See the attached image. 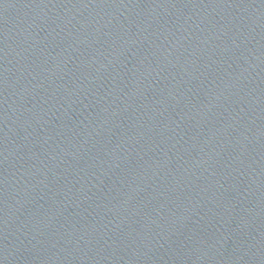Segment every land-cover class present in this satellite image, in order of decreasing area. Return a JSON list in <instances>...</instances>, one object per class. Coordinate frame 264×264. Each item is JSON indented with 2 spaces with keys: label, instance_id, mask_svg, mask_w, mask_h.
<instances>
[{
  "label": "water",
  "instance_id": "1",
  "mask_svg": "<svg viewBox=\"0 0 264 264\" xmlns=\"http://www.w3.org/2000/svg\"><path fill=\"white\" fill-rule=\"evenodd\" d=\"M0 264H264V0H0Z\"/></svg>",
  "mask_w": 264,
  "mask_h": 264
}]
</instances>
